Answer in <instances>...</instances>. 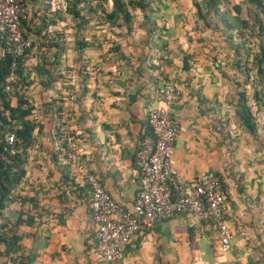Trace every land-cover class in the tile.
Wrapping results in <instances>:
<instances>
[{
    "label": "crops",
    "instance_id": "0c3cea01",
    "mask_svg": "<svg viewBox=\"0 0 264 264\" xmlns=\"http://www.w3.org/2000/svg\"><path fill=\"white\" fill-rule=\"evenodd\" d=\"M147 1L118 29L87 12L98 0H24L32 47L17 90L32 132L17 149L23 173L0 201V264H106L85 175L132 209L138 134L166 81L179 89L169 107L180 125L175 168L187 184L218 176L229 249L212 221L179 213L133 234L122 264H264V0ZM244 99L252 130L238 120ZM67 134L87 169L68 160Z\"/></svg>",
    "mask_w": 264,
    "mask_h": 264
},
{
    "label": "built area",
    "instance_id": "2783aa9c",
    "mask_svg": "<svg viewBox=\"0 0 264 264\" xmlns=\"http://www.w3.org/2000/svg\"><path fill=\"white\" fill-rule=\"evenodd\" d=\"M27 20L24 0H0V45L12 55L6 89L14 78L18 59L32 47L31 39L23 31ZM178 93V87L166 81L158 89L162 105L146 107L147 129L138 134L134 156L139 176L132 209L118 204L95 174L87 172L85 175L90 189L91 216L96 226V250L106 264H122V255L133 234L151 229L179 213L212 221L221 236L222 250L229 249L227 199L218 176L211 171L204 172L192 184H187L175 168L174 143L180 134V125L170 116L169 107ZM13 141L14 134H11L8 142ZM65 149L69 161L82 169L88 168L86 159L76 151L71 134L65 136Z\"/></svg>",
    "mask_w": 264,
    "mask_h": 264
},
{
    "label": "trees",
    "instance_id": "16d2710c",
    "mask_svg": "<svg viewBox=\"0 0 264 264\" xmlns=\"http://www.w3.org/2000/svg\"><path fill=\"white\" fill-rule=\"evenodd\" d=\"M147 5V0H111L109 8H102V18L104 23L109 26L125 25L129 27L131 16L128 7H131L132 10L136 8L143 10ZM73 12L78 15V11ZM24 56L18 59L17 66L13 71L14 78L10 81L9 88L6 89L5 82L11 73L12 55L7 50H3L0 55V201L18 183L23 173L20 166L22 157L17 149L24 142H29L32 132V124L28 119L30 107L23 106L25 102L17 90L18 87L22 88V60ZM16 94L19 96L17 105L14 106L11 104V97ZM237 106L238 120L252 130L254 118L250 106L247 105L245 99ZM18 125L20 126L18 127ZM11 134H14L13 143L8 142V136ZM16 239H18L17 236H13L10 240H7L6 237L3 238V240L10 241V245H13Z\"/></svg>",
    "mask_w": 264,
    "mask_h": 264
},
{
    "label": "rangeland",
    "instance_id": "374dc122",
    "mask_svg": "<svg viewBox=\"0 0 264 264\" xmlns=\"http://www.w3.org/2000/svg\"><path fill=\"white\" fill-rule=\"evenodd\" d=\"M98 4L99 5H97V8L95 9V8H93V5L91 6L92 7V9L91 8H86V10H87V12L88 13H97V11L99 12L98 13V15H102L103 16V11H101L102 10V8L103 9H107V8H109L110 6H111V0H98ZM88 5H90V4H88ZM128 9H129V13H130V16H131V19H132V17H133V10H132V8L131 7H128ZM132 21V20H131ZM130 21V22H131ZM120 22H121V20H120ZM118 23V22H117ZM130 24V23H129ZM114 27H116V28H118V29H120L121 27H126L125 25H121V26H114ZM122 31V30H121Z\"/></svg>",
    "mask_w": 264,
    "mask_h": 264
}]
</instances>
